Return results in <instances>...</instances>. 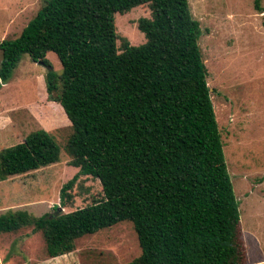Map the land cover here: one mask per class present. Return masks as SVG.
<instances>
[{"label": "trees", "instance_id": "1", "mask_svg": "<svg viewBox=\"0 0 264 264\" xmlns=\"http://www.w3.org/2000/svg\"><path fill=\"white\" fill-rule=\"evenodd\" d=\"M145 4L150 17L138 24L145 42L124 39L119 50L114 14ZM202 33L188 0H43L17 38L2 40L0 89L28 55L48 68L47 99L71 124L64 148L79 171L62 187L63 205L80 175L99 181L103 199L39 217L8 210L0 234L31 228L52 259L129 221L140 254L128 264H249ZM60 150L49 132L29 133L0 150V182L56 163Z\"/></svg>", "mask_w": 264, "mask_h": 264}, {"label": "rangeland", "instance_id": "2", "mask_svg": "<svg viewBox=\"0 0 264 264\" xmlns=\"http://www.w3.org/2000/svg\"><path fill=\"white\" fill-rule=\"evenodd\" d=\"M43 0H0V42L15 39L36 15ZM203 31L199 45L208 70L211 99L224 143V155L239 212L249 264H264V0H188ZM262 11V12H261ZM150 17L147 4L114 14L118 35L131 45L145 42L139 20ZM47 59L60 74L54 53ZM1 61V51H0ZM47 67L23 55L0 89V150L22 142L36 130L49 132L60 146L59 160L0 182V214L24 210L34 216L70 212L103 199L101 185L80 175L63 205L61 190L79 169L70 165L64 146L72 128L60 105L47 99ZM69 189L66 191V194ZM140 254L131 222L85 235L73 252L48 258L39 232L23 228L0 234V264H128Z\"/></svg>", "mask_w": 264, "mask_h": 264}, {"label": "crops", "instance_id": "3", "mask_svg": "<svg viewBox=\"0 0 264 264\" xmlns=\"http://www.w3.org/2000/svg\"><path fill=\"white\" fill-rule=\"evenodd\" d=\"M62 109V108H61Z\"/></svg>", "mask_w": 264, "mask_h": 264}]
</instances>
